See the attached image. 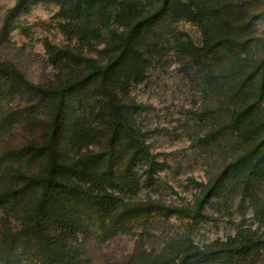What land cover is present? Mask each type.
<instances>
[{"label":"rangeland","instance_id":"1","mask_svg":"<svg viewBox=\"0 0 264 264\" xmlns=\"http://www.w3.org/2000/svg\"><path fill=\"white\" fill-rule=\"evenodd\" d=\"M138 1L145 12L154 11L161 3ZM18 2L0 0V33L8 21L7 36L0 42V67L14 69L44 88H58L81 79L84 69L66 59L55 64L53 47L68 48L99 65L107 64L108 30L91 41L71 38L63 30L66 22L57 2L27 0L17 8ZM214 2L230 12L228 18L240 40L252 39L257 49L264 51V0ZM111 27L122 30L116 23ZM182 33L197 47L204 46V31L197 23L168 18L142 46L145 50L151 42L158 45L146 54L150 67L145 75L140 81L126 82L127 94L118 93L121 103L143 107L134 116L133 126L156 162L153 177L148 164L137 162L132 171L135 186L111 189L136 209L125 229L102 226L92 202L83 195L66 200L75 221L84 228L73 242L81 250L84 264L178 259L176 255L182 256L193 246L204 251L230 249L231 253L198 257L189 264H264V150L252 152L253 145H239L224 131L229 120L226 106L233 104L231 81L221 78V70L215 73L211 59L201 65L188 55L177 41ZM56 103V97L42 98L20 84L0 89V192L9 194L0 206V264L16 234L22 241L15 244L14 251L24 254L22 264H48L43 244L25 231L28 209L38 201L42 188L26 184L30 177L48 175L49 155L29 148L48 141ZM86 104L76 106L66 117L60 161L68 166L90 154H105L104 169L114 166L107 183L111 188L119 184L117 177L125 171L130 153L116 155L118 145L111 156V130L97 118L100 107L95 101ZM75 119L83 120L91 137L71 147L69 140L77 133ZM240 158H245L242 164L230 171L217 194L203 203L206 191ZM64 176L73 180L70 174ZM18 189L15 198L12 192ZM146 206L152 207L150 214L142 210ZM48 226L52 231V219Z\"/></svg>","mask_w":264,"mask_h":264},{"label":"trees","instance_id":"2","mask_svg":"<svg viewBox=\"0 0 264 264\" xmlns=\"http://www.w3.org/2000/svg\"><path fill=\"white\" fill-rule=\"evenodd\" d=\"M27 0H19L17 8ZM57 2L60 16L66 22L63 30L69 37L91 41L99 38L108 30L110 40L104 52L109 56L106 65H99L94 59L83 56L70 49L53 47L51 53L55 64L66 59L71 64L84 69L82 78L63 87L44 88L28 81L14 69L0 67V89L10 84L25 86L32 93L42 98L56 97L54 117L51 122L49 139L29 149L34 152H45L50 157V168L46 177H30L26 186H41L38 201L27 212L25 231L34 234L45 247L48 264H84L80 258V249L73 246L78 235L84 231L81 224L75 221L66 200L78 195L92 202L102 226L112 225L123 230L124 224L136 211L123 198L111 189L121 187L132 189L135 184L132 171L137 162L149 165L153 177L156 162L142 140L141 133L133 126L134 116L143 110L142 106L123 104L118 93L124 92L127 81H140L150 67L147 52L158 49L155 42L151 46H142L156 30L166 23L168 18L188 20L197 23L204 31L205 42L202 48L197 47L187 34L177 37L179 46L195 61L203 65L205 59H211L215 73L221 70V78L231 81V106H226L228 131L237 144L253 145L252 152L264 150V51L257 49L252 39L240 40L237 28L228 15L230 12L214 0H161L160 5L152 12H145L138 0H52ZM15 8V9H17ZM116 23L122 30H114ZM8 21L0 33V42L6 38ZM148 39V40H147ZM68 65V64H67ZM215 77V74L213 73ZM133 77V78H132ZM126 78V79H123ZM95 101L100 107L97 118L111 130V156L115 155L117 146L123 152L130 153L127 166L119 184L110 188L107 183L114 172L113 164L104 169L105 154L96 153L79 158L76 162L63 166L60 161V145L63 141V126L66 117L76 106H86ZM83 120L74 121L77 132L69 140L71 147L86 141L91 133H86ZM119 157V156H118ZM120 158V157H119ZM246 158V157H245ZM245 158L231 163L218 177L211 189L206 191L202 202L217 194L220 184L226 175L242 164ZM70 174L69 180L64 174ZM116 178V177H115ZM25 188V187H24ZM20 189L12 192L18 198ZM8 192H0V206L5 205ZM203 205V204H201ZM152 207L142 208L150 214ZM52 219V231L48 221ZM20 234L14 235L3 264H22L23 253L15 252V244L21 242ZM28 247V245H26ZM230 249L204 251L197 246L186 249L176 258H163L160 261L141 264H189L198 257H208L220 253H231ZM176 260L178 263H176ZM137 264V263H136Z\"/></svg>","mask_w":264,"mask_h":264}]
</instances>
